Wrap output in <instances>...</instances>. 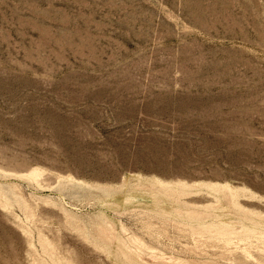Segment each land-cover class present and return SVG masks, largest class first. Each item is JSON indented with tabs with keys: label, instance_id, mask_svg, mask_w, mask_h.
Listing matches in <instances>:
<instances>
[{
	"label": "rangeland",
	"instance_id": "1",
	"mask_svg": "<svg viewBox=\"0 0 264 264\" xmlns=\"http://www.w3.org/2000/svg\"><path fill=\"white\" fill-rule=\"evenodd\" d=\"M0 264H264V0H0Z\"/></svg>",
	"mask_w": 264,
	"mask_h": 264
}]
</instances>
